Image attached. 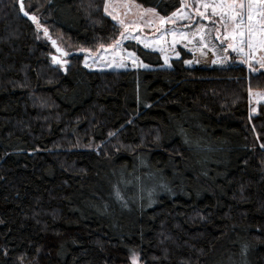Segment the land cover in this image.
<instances>
[{"label": "trees", "instance_id": "trees-1", "mask_svg": "<svg viewBox=\"0 0 264 264\" xmlns=\"http://www.w3.org/2000/svg\"><path fill=\"white\" fill-rule=\"evenodd\" d=\"M30 1L75 46L119 33L102 0ZM136 2L165 14L177 0ZM52 50L0 0V264H127L133 251L144 264H264V103L248 106L264 75L94 71L77 55L65 71Z\"/></svg>", "mask_w": 264, "mask_h": 264}, {"label": "snow or ice", "instance_id": "snow-or-ice-1", "mask_svg": "<svg viewBox=\"0 0 264 264\" xmlns=\"http://www.w3.org/2000/svg\"><path fill=\"white\" fill-rule=\"evenodd\" d=\"M15 2L19 13L27 17L38 32L42 30L43 35L51 40L52 46L60 54L51 57L53 64L67 71L68 61L63 58L70 53L59 47L57 41L51 38L49 29L42 25L35 14L30 13L28 9L31 6L27 5L25 0ZM160 7L159 4L145 7L136 0H103V13L115 22L114 26L119 29L118 36L108 45L100 43L96 53L86 49L81 51L95 57V63L105 62L107 57L99 53L111 50L112 59L107 61L108 67L126 68L127 62L130 61L133 67L147 69L149 65L145 64L135 51H127L124 47L125 41H135L143 45L144 49L160 53L170 49L177 58L180 56V52L176 51L177 44L186 42L185 47L193 44L202 54H206L205 50L210 51L217 57L212 60L213 64L227 63L232 60L231 54L234 53L239 58L238 61L234 60V63L246 65L249 73L264 75V0H177L176 4L165 6L174 9L165 14L158 10ZM129 16L134 19L129 20ZM185 21L187 23H182ZM202 21H208V24ZM177 24H181V28L188 31L177 28ZM146 29L150 30L154 37L158 35V38L149 39L145 33ZM168 37H171L170 42ZM164 45H168V49ZM88 58L85 57V67L90 66ZM184 63L191 64L193 61L185 60ZM164 64L171 67L167 55L164 56ZM248 97L250 103L254 100L255 104L260 106L264 103V90H254L249 86ZM250 112L257 113L258 108L252 107ZM253 131L255 132V127ZM114 135L113 132L109 133V136ZM260 147L264 148V143H261ZM117 197L120 198L119 191ZM131 264H139V257L135 252L131 254Z\"/></svg>", "mask_w": 264, "mask_h": 264}, {"label": "rangeland", "instance_id": "rangeland-1", "mask_svg": "<svg viewBox=\"0 0 264 264\" xmlns=\"http://www.w3.org/2000/svg\"><path fill=\"white\" fill-rule=\"evenodd\" d=\"M25 3L27 5H30L31 7L35 8L33 12H31L29 10L30 8L28 10L30 11L31 14H35L39 19H41L40 11L42 12V10H41L40 7H37L36 6L38 4L32 5L31 4L32 2L30 0H25ZM102 11H103V0H102ZM128 19L129 20H132V19H134V17L133 16H129ZM202 22L204 24H208V21H202ZM182 23H187V22L185 21V22H182ZM42 25H44L45 27H47L46 24H43L42 23ZM169 27H172V26L169 25ZM176 27L177 28H181V24H177ZM181 30L188 31V29H186V28H181ZM52 32L53 33H51V36H52L51 38H53V39L56 38L55 40H57V44L61 48H63L65 51H67V52L70 53L69 56L64 57L63 59H66L67 60V59H69L70 56L77 55L80 58L79 63L82 66H84V64H85V57L88 56L89 57L88 58V64L90 66L89 67H85L84 66V67L87 68V69H89V70H94V71L115 70V71H119V70L137 69V68L138 69H145V68H141V67H133L130 61L127 62V67L126 68L108 67L107 66V61L112 59V52H111V50H109L107 53H104L103 51H101L99 53L100 55H105L107 57V60L105 62H95L94 63L95 57L89 56V53L88 52L81 51V49L91 50L92 53H96L99 45H97V46H95L93 48H84V47L79 46V45L75 46V45L71 44L67 40V38H65V36H63L58 30L57 31L54 30ZM145 33L147 34V36H148L149 39L158 38V35L156 37H154L153 36V33L150 30H147L146 29L145 30ZM37 38L39 40H46L47 41V37H45L43 35V31L42 30L39 31V32L37 31ZM168 40L170 42L171 41V37H168ZM109 43H111V41L108 42V43H105V45H108ZM185 43L186 42L180 43V44H177V46H176V51H179L180 52L179 58H177L175 56V53L173 51H171L170 49H168V45H164L165 48L168 49L165 53H160L159 51H152L150 49H144L143 48V45L138 44L135 41H125L124 47L127 49V51H135L136 54L140 57V59L145 64H148L149 65V67L147 69H149V68H156V67L157 68H173L175 65H179V66H182V67H203V68L218 67V68H220V67L231 66V64L234 63L233 62L234 60L238 61V59H239L233 53V54H231L232 55V60L228 61L227 63H224V64H220V63L213 64L212 63V60L213 59H216L217 57L214 56L210 51L205 50L206 51V54H202V52L200 50H197V48L193 44H188L187 47H185ZM188 49H192V51H189ZM141 52H146V53L152 54L154 57H157L158 58V61L159 62L158 63H151V62H148V61L144 60L141 57ZM53 55H55V51L54 50H52L51 52L48 53V57L50 58L51 62H52L51 57ZM165 55L168 56L169 63L171 64V67H168L167 65L164 64V56ZM118 59L119 58L117 57V60ZM185 60H191V61H193V63L186 64V63H184ZM56 66H58V65H56ZM244 66L247 69V66L246 65H244ZM247 72H249L248 69H247ZM254 90H258V89H254ZM248 100H249V97H248ZM248 106H249V114H251V115L252 114H255V113H251L250 112V110H251L252 107H257L258 108V106L255 104V101L253 100L251 103L249 102V105ZM76 140H77V148H79V149H88V150L92 149L94 151H98L99 150V145L96 144L92 140H90L88 142H85L82 139H79L78 136L76 137ZM133 252L137 253V255L139 257V264H144V262L141 259V256H140L139 252L138 251H133ZM127 264H131V255L128 258V263Z\"/></svg>", "mask_w": 264, "mask_h": 264}, {"label": "water", "instance_id": "water-1", "mask_svg": "<svg viewBox=\"0 0 264 264\" xmlns=\"http://www.w3.org/2000/svg\"><path fill=\"white\" fill-rule=\"evenodd\" d=\"M53 39V38H52ZM47 40H48V42L51 44V46H52V43H51V40H49L48 38H47ZM58 45V44H57ZM59 46V45H58ZM60 47V46H59ZM52 48L54 49V51H55V55L56 56H59L60 54L58 53V52H56V49L52 46Z\"/></svg>", "mask_w": 264, "mask_h": 264}]
</instances>
